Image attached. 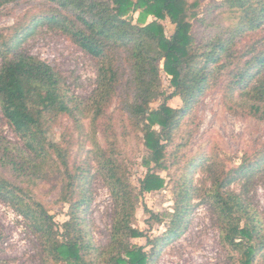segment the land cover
<instances>
[{
    "label": "trees",
    "instance_id": "1",
    "mask_svg": "<svg viewBox=\"0 0 264 264\" xmlns=\"http://www.w3.org/2000/svg\"><path fill=\"white\" fill-rule=\"evenodd\" d=\"M19 1L0 0V14L6 5ZM44 1L56 6L38 19L35 17L33 23L47 21L60 28L86 54L97 58L99 66L92 98L81 99L51 66L19 50L29 35L24 32L30 28H0V109L20 142L13 143L0 134V200L38 236L41 264H153L162 245L177 239L189 221L194 197L192 175L198 165L205 167L211 179L203 197L218 218L222 243L240 251L241 264H254L257 252L264 249V228L247 199L231 189V184L242 180L254 165L244 160L239 166L217 170L213 169V156L205 153L179 166V155L167 148L176 129L192 117L198 99L217 87L220 80L226 83V93L231 98L242 99L249 114L264 122V88L256 83L264 71V35L257 37L248 50L235 49L248 33L263 29L264 0H223L213 6H204L202 0ZM216 6L239 10L240 21L223 24L216 30L214 20L209 18ZM134 12L139 13L135 21ZM148 17L153 19L148 21ZM167 19L174 24L169 37L162 24ZM161 60L174 87L172 97H179L181 105L174 107L164 101L150 109L157 95ZM124 63L136 89L125 111L129 124L142 133L147 153L141 160L146 173L139 193L162 189L166 180L161 172L173 177L171 164L178 173L173 179L174 208L167 213L170 226L163 236L153 240L134 224L138 206L135 186L126 178L125 165L113 143L103 148L93 142L85 151L83 164L71 169L69 145L47 136L59 117L71 118L82 129L81 120L88 114L89 126L96 133ZM92 161L114 200L111 238L103 250L95 247L85 225L91 203L85 193L89 174L86 164ZM8 175L19 181L10 180ZM51 175L61 177L59 200L69 203L62 231L32 189L19 184H36ZM145 211L150 213L148 220L162 216ZM135 238H144L151 252L133 243ZM3 239L0 232V244Z\"/></svg>",
    "mask_w": 264,
    "mask_h": 264
},
{
    "label": "rangeland",
    "instance_id": "2",
    "mask_svg": "<svg viewBox=\"0 0 264 264\" xmlns=\"http://www.w3.org/2000/svg\"><path fill=\"white\" fill-rule=\"evenodd\" d=\"M220 1L223 0H202L204 6L208 3H212L213 6L214 2ZM55 6V3L49 4L44 0H20L17 3H10L0 14V28L19 30L30 28L24 32L29 35L21 43L19 50L51 66L75 96L81 99L92 98L98 85V59L86 54L60 28L47 21L33 23L35 17L38 19ZM212 12L209 18L214 20L216 30L223 24L235 25L242 16L237 9L228 11L218 6L213 8ZM133 17L134 21L137 20L139 13L134 12ZM152 19L148 17L146 20ZM162 24L169 37L174 30V24L169 19L162 21ZM261 28L263 29L256 34L248 33L244 36L237 44L236 51L248 50L257 37L264 35V24ZM120 55L123 60V52H120ZM158 66L155 90L157 95L150 102V109L158 108L164 101L174 107L180 106L179 97H172L174 87L171 77L163 71L162 60ZM256 83L264 88V71ZM225 86L226 83L220 80L217 87L198 99L192 117L176 129L167 150L176 151V155H179V166H183L186 160L196 159L205 153L213 156L215 161L213 169L217 170L222 167L228 170L239 166L244 160L253 164V170L239 182L231 184V189L247 199L264 228V122L249 114L247 108L243 106L242 99L237 96L231 98L226 93ZM135 93L132 76L124 63L120 69L118 83L107 101L106 114L98 121L96 133H93L89 126L88 114L81 120L82 129L71 118L59 117L47 136L54 142L69 145L71 169L73 165L83 164L86 158L85 151L93 142L96 141L103 148L113 143L119 160L125 165L126 178L135 186L138 206L134 224L153 240L155 237L163 236L170 226V217L167 213L172 212L174 208L173 179L178 173H175L176 167L171 164L170 172L174 173L173 177L161 172L166 180L162 189L139 193L140 181L146 173L141 160L147 153L142 144V133L129 124L125 111V104L134 100ZM0 134L13 143H20L3 118L1 109ZM184 142H186L184 146L177 147V144ZM87 167L89 174L85 193L91 203L85 215V225L95 247L103 250L107 248L111 238L114 200L95 163L93 161L87 163ZM204 168L203 165H198L193 170L194 197L188 223L177 239L162 245L153 264H241L240 251L232 250L222 243L218 218L203 197L211 184L210 176ZM7 177L16 183L19 181L11 175ZM19 184L32 189L35 197L53 215L57 227L62 231L63 222L68 220L69 203L59 200L63 186L61 177L51 175L50 178L39 180L36 184L27 185L25 182ZM146 209L162 216L148 220L150 213L146 212ZM0 232L4 236L0 244V264H41L38 236L21 216L1 200ZM132 242L143 245L148 253L151 252V247L146 244L144 238H135ZM254 264H264V249L257 252Z\"/></svg>",
    "mask_w": 264,
    "mask_h": 264
}]
</instances>
